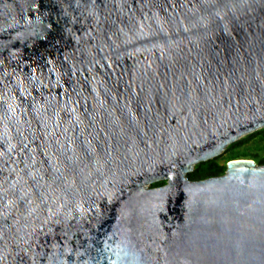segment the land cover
I'll return each instance as SVG.
<instances>
[{"label":"water","instance_id":"obj_1","mask_svg":"<svg viewBox=\"0 0 264 264\" xmlns=\"http://www.w3.org/2000/svg\"><path fill=\"white\" fill-rule=\"evenodd\" d=\"M263 130L264 0H0V264H264V166L189 178Z\"/></svg>","mask_w":264,"mask_h":264},{"label":"trees","instance_id":"obj_2","mask_svg":"<svg viewBox=\"0 0 264 264\" xmlns=\"http://www.w3.org/2000/svg\"><path fill=\"white\" fill-rule=\"evenodd\" d=\"M229 155L226 162L212 160L201 163L196 170L189 175L192 181H203L209 178L219 177L226 173L227 164L233 160H253L258 165L264 166V130L253 134L229 147ZM166 182L154 184L152 188L164 186Z\"/></svg>","mask_w":264,"mask_h":264},{"label":"rangeland","instance_id":"obj_3","mask_svg":"<svg viewBox=\"0 0 264 264\" xmlns=\"http://www.w3.org/2000/svg\"><path fill=\"white\" fill-rule=\"evenodd\" d=\"M251 136V135H250ZM247 137H249V135H247V136H245V137H243V138H241V140H243V139H245V138H247ZM229 149V148H228ZM228 149L223 153V155H221L220 157H218L217 159L218 160H220L221 161V163H223V162H226L227 161V159H228ZM216 159V160H217ZM257 164H258V162H256ZM198 167V166H197Z\"/></svg>","mask_w":264,"mask_h":264},{"label":"bare ground","instance_id":"obj_4","mask_svg":"<svg viewBox=\"0 0 264 264\" xmlns=\"http://www.w3.org/2000/svg\"><path fill=\"white\" fill-rule=\"evenodd\" d=\"M225 151H226V150H225ZM225 151H224V152H225ZM224 152H223V153H224ZM215 157H217V156H215ZM215 157H213V158H215ZM200 162H201V161H200Z\"/></svg>","mask_w":264,"mask_h":264}]
</instances>
